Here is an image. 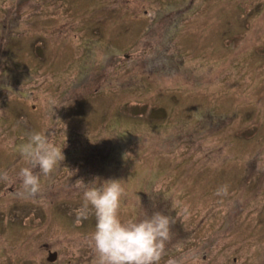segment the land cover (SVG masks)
Here are the masks:
<instances>
[{
    "label": "rangeland",
    "instance_id": "obj_1",
    "mask_svg": "<svg viewBox=\"0 0 264 264\" xmlns=\"http://www.w3.org/2000/svg\"><path fill=\"white\" fill-rule=\"evenodd\" d=\"M0 78V108L23 106L0 122L17 181L0 264H93L95 216L76 209L94 179L121 180L123 219L175 220L159 264H264V0H0ZM33 131L64 155L34 169L36 196L17 151Z\"/></svg>",
    "mask_w": 264,
    "mask_h": 264
},
{
    "label": "clouds",
    "instance_id": "obj_2",
    "mask_svg": "<svg viewBox=\"0 0 264 264\" xmlns=\"http://www.w3.org/2000/svg\"><path fill=\"white\" fill-rule=\"evenodd\" d=\"M17 151L30 165L20 171L22 187L28 195L36 196L41 191V180L34 169L38 168L45 176L51 174L64 160L62 147L54 144L46 131H33ZM79 181L83 202L76 209L77 222L90 214L95 216L91 236L96 254L93 264H159L175 220L161 212L140 219H123L120 212L126 189L121 180ZM228 188V184L221 185L215 194L226 196ZM184 211L187 213L186 207Z\"/></svg>",
    "mask_w": 264,
    "mask_h": 264
},
{
    "label": "flooded vegetation",
    "instance_id": "obj_3",
    "mask_svg": "<svg viewBox=\"0 0 264 264\" xmlns=\"http://www.w3.org/2000/svg\"><path fill=\"white\" fill-rule=\"evenodd\" d=\"M0 81H2L1 78H0ZM8 82H10V81H8ZM10 85H12V83H10L9 86ZM1 88L2 87H0V89ZM22 108H23V106H20V103L17 102L16 99H12V97L9 98L8 100H3L2 106L0 108V122L3 123L2 126L4 127V129H6V126H8V125H12L15 120L16 121H21V119L23 117H21L19 112L22 110ZM13 177H14V174H3V175H0V187H2L3 189L5 188L4 189L5 193L7 192L4 195H10V194H8V192H12L13 193L15 191L17 181H14V182H12V184L4 187L5 181L13 179ZM20 182L22 183V181H20ZM19 204L20 203H18V204L15 203V204H13L12 207L14 209H16V207H18ZM215 239H216V237H213V239L210 242L214 241ZM45 244H47V243H45ZM46 251H47L46 260L48 262L52 263V261H54L56 259V257H57V252L56 251H50V250H46ZM52 252H55L56 256H55V258L53 260L50 261V260H48V258H49L50 254ZM87 257H90V255L87 256Z\"/></svg>",
    "mask_w": 264,
    "mask_h": 264
},
{
    "label": "water",
    "instance_id": "obj_4",
    "mask_svg": "<svg viewBox=\"0 0 264 264\" xmlns=\"http://www.w3.org/2000/svg\"><path fill=\"white\" fill-rule=\"evenodd\" d=\"M55 256H56L55 252H52V253L50 254L48 260H50V261L53 260V259L55 258Z\"/></svg>",
    "mask_w": 264,
    "mask_h": 264
}]
</instances>
